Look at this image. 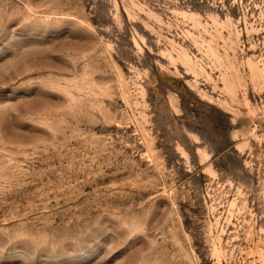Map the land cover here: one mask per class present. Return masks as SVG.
Wrapping results in <instances>:
<instances>
[{"label": "rangeland", "instance_id": "374dc122", "mask_svg": "<svg viewBox=\"0 0 264 264\" xmlns=\"http://www.w3.org/2000/svg\"><path fill=\"white\" fill-rule=\"evenodd\" d=\"M0 264H264V0H0Z\"/></svg>", "mask_w": 264, "mask_h": 264}]
</instances>
